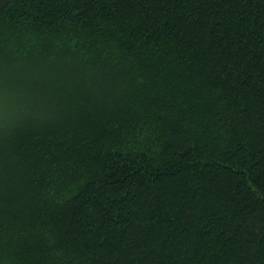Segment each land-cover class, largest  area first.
Masks as SVG:
<instances>
[{
  "label": "trees",
  "instance_id": "obj_1",
  "mask_svg": "<svg viewBox=\"0 0 264 264\" xmlns=\"http://www.w3.org/2000/svg\"><path fill=\"white\" fill-rule=\"evenodd\" d=\"M0 264H264V0H0Z\"/></svg>",
  "mask_w": 264,
  "mask_h": 264
}]
</instances>
